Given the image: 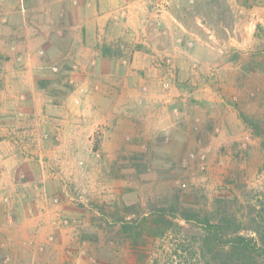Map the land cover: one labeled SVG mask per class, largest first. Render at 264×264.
Instances as JSON below:
<instances>
[{
  "label": "crops",
  "instance_id": "obj_1",
  "mask_svg": "<svg viewBox=\"0 0 264 264\" xmlns=\"http://www.w3.org/2000/svg\"><path fill=\"white\" fill-rule=\"evenodd\" d=\"M204 3L216 17L207 19ZM259 27L264 0H0V232L7 263L84 264L65 255L74 243L65 230L38 247L51 229L52 195L60 196L64 214L80 218L71 189L104 198L109 180H129L122 173L133 165L120 163L146 151L145 142L182 139L201 121L232 128L226 114L214 115L217 83L209 70L233 91L245 73L249 32ZM62 60L81 65L75 76L89 94L79 103L65 74L48 68ZM168 70L171 87L163 91ZM187 92L199 100L174 118L170 108ZM93 144L101 159L93 157ZM110 173L117 174L108 180ZM3 195L11 201L3 203Z\"/></svg>",
  "mask_w": 264,
  "mask_h": 264
},
{
  "label": "rangeland",
  "instance_id": "obj_2",
  "mask_svg": "<svg viewBox=\"0 0 264 264\" xmlns=\"http://www.w3.org/2000/svg\"><path fill=\"white\" fill-rule=\"evenodd\" d=\"M185 9H179L180 13ZM201 9L208 20L216 17L209 4H202ZM183 15L190 21L194 14ZM257 30L256 34L249 32L251 44L242 59L245 73L238 78L241 84L232 86L233 91L218 83L217 69L209 70L208 79L212 84L217 83L216 99L210 102L216 105L214 115L219 118V114H226L233 121L232 128L226 122L201 121L196 128L186 130L189 135L182 139L157 140L152 145L145 142L146 151H137L133 158H125L120 163L133 165L131 173H122L129 180L120 178L126 183L115 185L117 180L109 179L117 173L108 174L111 186L104 198L91 197L85 189H71V196L79 193L87 200L82 204L70 198L74 206L83 209L80 218L64 214L60 196L52 195L58 198V204L52 205L50 201L51 229L46 232L44 244L38 247L42 249L55 243L59 233L65 230L74 240L73 244L66 245L65 255L82 259L84 264H207V254L201 255L198 249L201 223L194 218L186 222L182 214L193 212L200 219L213 221L222 216L232 200H238L235 208L248 210V202H254L264 193V29ZM215 33L221 36L223 31L215 30ZM192 45V42L188 44ZM215 48L223 49L220 45ZM38 51L44 55L43 49ZM230 54L239 57L238 52ZM72 62L78 65L74 75L81 73L80 63ZM72 62L66 65L62 60L48 64V68L53 74H65V83L75 92L66 78ZM52 65H57L59 71L53 72ZM75 79L88 88L85 81ZM75 94L79 103L88 96L89 88L86 96ZM184 98L182 104L170 108L174 118H182L193 100H199L193 99L189 92ZM225 105L231 109L224 113ZM175 106L177 115L172 111ZM245 119L249 122L245 123ZM250 124L255 125L258 133ZM164 144L171 147L165 148ZM95 150L100 152L101 159V148L94 145L92 154ZM35 185L36 190H41L39 184ZM61 217L67 219V224L56 223ZM3 250L0 232V264H8L3 260L6 255Z\"/></svg>",
  "mask_w": 264,
  "mask_h": 264
},
{
  "label": "trees",
  "instance_id": "obj_3",
  "mask_svg": "<svg viewBox=\"0 0 264 264\" xmlns=\"http://www.w3.org/2000/svg\"><path fill=\"white\" fill-rule=\"evenodd\" d=\"M250 125L258 133L255 125ZM237 201L232 200L213 221L200 219L193 212L182 214L186 222L193 218L200 221L198 249L201 255L207 254V264H264V193L248 202V210L235 208Z\"/></svg>",
  "mask_w": 264,
  "mask_h": 264
},
{
  "label": "built area",
  "instance_id": "obj_4",
  "mask_svg": "<svg viewBox=\"0 0 264 264\" xmlns=\"http://www.w3.org/2000/svg\"><path fill=\"white\" fill-rule=\"evenodd\" d=\"M165 62L168 65V67L171 68V62H170V60L168 58L165 59ZM92 63H94L93 60H92ZM50 68H51V70L53 72L59 71V68H58L57 65H52ZM77 69H78V65H77L76 62H72V63L69 64V68H68L69 73H67V76H66L67 82L69 83L70 86L73 87L75 92H78L80 95L86 96L87 93H88L87 86L84 85L81 82L76 81V79L74 77L75 76L74 72ZM167 74H168V76L161 82L162 89L166 90V91H168V89L171 87V81H170V75H172L171 70H168ZM74 102L76 103V102H78V100L76 98H74ZM172 111H173V113L175 115L178 114V108L176 106L173 108ZM93 156L95 158H99L100 157V152L98 150L93 151ZM190 157L193 158V154H190ZM34 188L38 189V187L36 185H34ZM2 200H3V202L8 203V202L11 201V197L8 196V195H5V196H3ZM71 200L75 201V202H78V203H82V204H85L86 201H87L85 199L84 195L79 194V193H76L75 195L71 196ZM50 201H51L52 205L58 204V198L56 196L51 197ZM56 223L65 225V224H67V219L66 218H62V217L61 218H57ZM49 238L52 239V236L49 237ZM9 259H10L9 256L5 255L3 260H4V262H8Z\"/></svg>",
  "mask_w": 264,
  "mask_h": 264
}]
</instances>
